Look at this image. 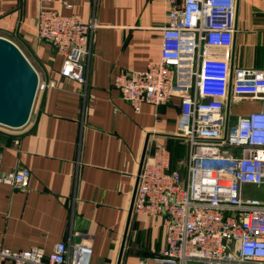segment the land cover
Instances as JSON below:
<instances>
[{"label":"crops","instance_id":"crops-1","mask_svg":"<svg viewBox=\"0 0 264 264\" xmlns=\"http://www.w3.org/2000/svg\"><path fill=\"white\" fill-rule=\"evenodd\" d=\"M40 6L96 24L85 85L58 73L60 54L36 35ZM164 17L162 0H0V35L19 47L40 79L54 83L36 92L22 126H0V172L29 171L24 187L0 182L1 245L47 253L58 241L84 238L89 264H115L144 140V154L165 146L169 166L184 175L179 96L143 101L134 111L113 85L118 72L159 57ZM234 21L231 67L264 68V0H237ZM259 105L229 98L224 120ZM163 245L160 217L131 209L119 264H157L150 258Z\"/></svg>","mask_w":264,"mask_h":264},{"label":"built area","instance_id":"built-area-1","mask_svg":"<svg viewBox=\"0 0 264 264\" xmlns=\"http://www.w3.org/2000/svg\"><path fill=\"white\" fill-rule=\"evenodd\" d=\"M159 57L143 68L120 71L113 85L138 111L141 102L179 96L177 135L187 152L180 169L168 150L144 154L132 210L158 215L164 245L157 264H264V201L242 194L264 186V68H230L235 0H162ZM75 13L38 7L36 35L61 56L58 73L86 84L92 28ZM37 72V71H36ZM53 80H37L36 92ZM259 99V108L226 123L225 99ZM25 167L0 172V182L24 187ZM76 235V233H72ZM90 243L58 241L51 251L12 250L0 244V264H89ZM138 264H145L140 261Z\"/></svg>","mask_w":264,"mask_h":264},{"label":"water","instance_id":"water-1","mask_svg":"<svg viewBox=\"0 0 264 264\" xmlns=\"http://www.w3.org/2000/svg\"><path fill=\"white\" fill-rule=\"evenodd\" d=\"M236 3L237 0H235V7ZM233 26L235 27V21H233ZM37 80L38 74L35 68L19 47L10 39L0 35V124L9 127H19L28 120L36 95ZM228 103L229 93L225 99V114H227ZM225 128L226 122L224 120L223 134L225 133ZM145 145L146 139L144 140L138 162L131 201L115 264H119L120 261L128 218L132 209L137 175L145 153Z\"/></svg>","mask_w":264,"mask_h":264},{"label":"rangeland","instance_id":"rangeland-1","mask_svg":"<svg viewBox=\"0 0 264 264\" xmlns=\"http://www.w3.org/2000/svg\"><path fill=\"white\" fill-rule=\"evenodd\" d=\"M0 126L4 127V129H7V130L16 128V127H9V126L3 125V124H0ZM241 189H242L243 195L254 196V197H257L258 199L264 201V186H256L253 184H244Z\"/></svg>","mask_w":264,"mask_h":264}]
</instances>
